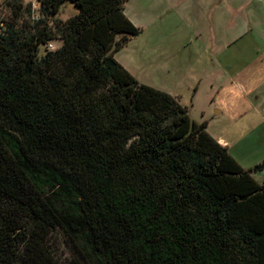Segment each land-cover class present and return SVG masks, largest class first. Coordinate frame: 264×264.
I'll return each mask as SVG.
<instances>
[{
	"label": "trees",
	"instance_id": "trees-1",
	"mask_svg": "<svg viewBox=\"0 0 264 264\" xmlns=\"http://www.w3.org/2000/svg\"><path fill=\"white\" fill-rule=\"evenodd\" d=\"M125 3L0 5V264H264V164L119 63Z\"/></svg>",
	"mask_w": 264,
	"mask_h": 264
},
{
	"label": "rangeland",
	"instance_id": "rangeland-1",
	"mask_svg": "<svg viewBox=\"0 0 264 264\" xmlns=\"http://www.w3.org/2000/svg\"><path fill=\"white\" fill-rule=\"evenodd\" d=\"M167 1L166 8H149L154 14L169 9L164 23L160 15L145 17L147 31L131 38L116 58L140 83L187 107L190 118L204 124L245 170L264 164V0ZM24 2L38 18V0ZM77 12L67 1L58 17ZM60 45L55 41L50 48ZM46 48L40 46V56ZM251 175L264 182V168ZM54 245L61 264H79L66 243L55 239Z\"/></svg>",
	"mask_w": 264,
	"mask_h": 264
},
{
	"label": "crops",
	"instance_id": "crops-1",
	"mask_svg": "<svg viewBox=\"0 0 264 264\" xmlns=\"http://www.w3.org/2000/svg\"><path fill=\"white\" fill-rule=\"evenodd\" d=\"M169 3L167 0H126L125 7H124V13L125 15L131 20V22L141 29V33L147 31V25L145 24V17L151 15H160V19L163 17V15L168 13L170 10L167 9L166 12H159L158 14H154L152 11L149 10V8L155 9H163L168 7ZM152 12V13H150ZM156 13V12H155ZM165 14V15H166ZM159 19V20H160ZM164 23V19H161ZM165 27V24L162 28ZM116 57V56H115ZM122 66H124L126 69H128V66L125 62L121 61L120 59L116 58Z\"/></svg>",
	"mask_w": 264,
	"mask_h": 264
}]
</instances>
